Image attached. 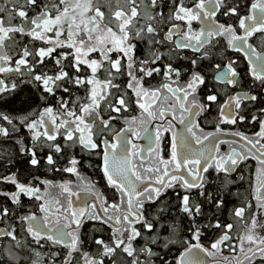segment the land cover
<instances>
[{
  "label": "snow or ice",
  "instance_id": "6c2138e0",
  "mask_svg": "<svg viewBox=\"0 0 264 264\" xmlns=\"http://www.w3.org/2000/svg\"><path fill=\"white\" fill-rule=\"evenodd\" d=\"M0 138L19 145L0 153V264H264V0H2ZM249 158L254 204L233 190ZM41 169L75 175L82 206Z\"/></svg>",
  "mask_w": 264,
  "mask_h": 264
},
{
  "label": "flooded vegetation",
  "instance_id": "af4514ba",
  "mask_svg": "<svg viewBox=\"0 0 264 264\" xmlns=\"http://www.w3.org/2000/svg\"><path fill=\"white\" fill-rule=\"evenodd\" d=\"M194 27H198V25L194 23ZM229 54L232 55L234 58H237V59H240L241 61H243V57L240 54L231 53V52H229ZM137 55H140V54H137ZM244 63L246 64V61H244ZM11 79H15V77H9L8 78V80H11ZM161 79H162V77L154 76L152 78L151 82H152V84H157ZM121 83L124 84L125 80H122ZM211 119L212 118L210 117L209 120H211ZM116 126H117V128H119L120 126H122V124H117ZM202 126L205 128V131H213L214 130L213 125L210 122H207V123L203 122V119H202ZM222 127L225 128V131L237 130V126L225 125ZM238 130L244 132L249 137H254V134L259 131V126H258V124H251V123L245 122L244 124H241L238 126ZM24 131L27 133L26 129H24ZM224 139H226V140L235 139V140L239 141L238 137L234 138V137L227 136V138H224ZM136 143L140 144L139 141H136ZM233 146L239 148V143H237L236 145H233ZM228 150H229L228 144L221 145V151L227 152ZM258 167H259L258 161L255 159H252V158H249L247 161L244 162L243 165H241L242 174L244 176V179L242 181H239V183H243L245 186L244 187L245 188L244 189L245 190L244 195H243L241 200H245V199L251 200L253 204L255 203V201L252 199V197L249 195V193H251L253 191V188L255 186L256 175H257L256 170ZM80 172L83 176H85V177L89 178L90 180L96 182V189L99 192H102L104 194V196L109 199V202L112 201V193L114 190L111 187L107 186L106 181L102 178V174L100 172H97V173H99L98 175L94 174V173H90L87 167L85 169H83L82 166L80 167ZM100 177L102 180L98 179ZM29 178H25V179L20 178V180L23 182H27L28 180H30ZM41 178L42 179H45V178L50 179L56 183H61V182H64L66 180H71L72 185H73V190L74 191H80V189H78L76 187L78 181H77L75 175H72L69 173H64V172H47ZM7 187L9 190H13V186L8 185ZM41 188L43 189L42 185H41ZM58 193H59L58 189H55V188L52 189L53 195H57ZM80 197H81V199H76L75 197L73 198V203L77 207L82 206L81 200L85 198V193L83 191H80ZM22 199H23L26 206L32 207V203L29 202L27 197H22ZM61 199H63V197H61ZM87 199L89 201H93V198L90 195L87 197ZM26 201H28V202H26ZM90 225L96 226V222L90 221L85 226H90Z\"/></svg>",
  "mask_w": 264,
  "mask_h": 264
},
{
  "label": "trees",
  "instance_id": "16d2710c",
  "mask_svg": "<svg viewBox=\"0 0 264 264\" xmlns=\"http://www.w3.org/2000/svg\"><path fill=\"white\" fill-rule=\"evenodd\" d=\"M0 3H2V0H0ZM59 51V50H58ZM137 54L143 55V47L142 45H138L137 47ZM47 63H50L49 61H46ZM18 85H19V89H24L25 91H27V89L31 88V85H25L23 83H20L19 81H17ZM80 95H83V90L80 91L79 93ZM13 105H7L4 110L5 111H9L12 112L13 111ZM22 132L25 133V135H27V133L24 131V129H22ZM19 145L15 143V139L13 138L12 140H6L4 138H0V153H15L16 150L18 149ZM77 154H78V158H81V155H79V150L77 149ZM15 158V157H14ZM24 159L26 158H20L19 159V163L13 167L11 170L12 171H17V169H19V178L25 179V178H29L31 179V176L29 175V173L25 170V163H24ZM65 163V161H61V164ZM92 164V167H89V164ZM97 163V161L94 158H87V157H83L81 158V166L83 169H85L86 167L88 168L90 173H94V174H99L97 172H99V170L95 167V164ZM3 171V163H2V159H0V172ZM47 172H52V171H47L45 169H41L40 173H37L39 175H41V177L47 173ZM100 180V178H98ZM244 184L243 183H239L237 186H235L233 188L234 191L238 190L242 195H241V199L244 195ZM169 197H171L172 199H175V194L172 193L171 191H169V193L167 194ZM235 199V198H234ZM28 202V201H26ZM30 202V201H29ZM229 212L231 211V205L229 206ZM95 227V225H90V226H85V231L92 233L93 228ZM106 227V226H105ZM98 238L101 236L100 232H95L94 233ZM108 231H105L103 233V237L107 238L108 236ZM176 255L175 249L173 250V256ZM173 256L168 257L169 259H172Z\"/></svg>",
  "mask_w": 264,
  "mask_h": 264
},
{
  "label": "water",
  "instance_id": "95a60500",
  "mask_svg": "<svg viewBox=\"0 0 264 264\" xmlns=\"http://www.w3.org/2000/svg\"><path fill=\"white\" fill-rule=\"evenodd\" d=\"M224 138H227V136H225ZM139 143L142 145L143 144V141H139ZM210 259V258H209Z\"/></svg>",
  "mask_w": 264,
  "mask_h": 264
}]
</instances>
